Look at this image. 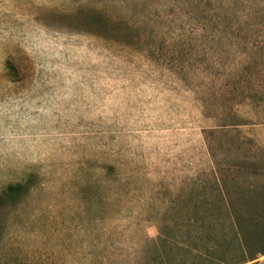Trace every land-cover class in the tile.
Returning a JSON list of instances; mask_svg holds the SVG:
<instances>
[{
  "label": "rangeland",
  "instance_id": "1",
  "mask_svg": "<svg viewBox=\"0 0 264 264\" xmlns=\"http://www.w3.org/2000/svg\"><path fill=\"white\" fill-rule=\"evenodd\" d=\"M16 185L0 264L239 260L205 248L264 233V0H0Z\"/></svg>",
  "mask_w": 264,
  "mask_h": 264
},
{
  "label": "trees",
  "instance_id": "2",
  "mask_svg": "<svg viewBox=\"0 0 264 264\" xmlns=\"http://www.w3.org/2000/svg\"><path fill=\"white\" fill-rule=\"evenodd\" d=\"M21 189V185L9 186L6 190L0 193V197H6L14 194L16 195L20 193ZM229 232L232 233L231 240H228L226 237L224 238V235H227V233H225L219 241L211 243L209 247H206L205 251L211 255H214L217 253L218 247L229 248L233 246L234 249L237 246L236 249L241 258L239 260L235 259L234 261V258H229V256L227 258L226 255L223 258L212 257L211 259L204 260L205 263L246 264L247 262L255 260L257 256L264 255V233H261L254 228L248 229L240 224L235 225L234 228ZM197 256H199V252H196L194 257Z\"/></svg>",
  "mask_w": 264,
  "mask_h": 264
}]
</instances>
